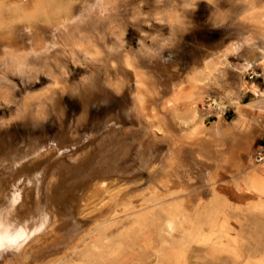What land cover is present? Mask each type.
Masks as SVG:
<instances>
[{
    "label": "rangeland",
    "instance_id": "374dc122",
    "mask_svg": "<svg viewBox=\"0 0 264 264\" xmlns=\"http://www.w3.org/2000/svg\"><path fill=\"white\" fill-rule=\"evenodd\" d=\"M246 1L257 5L264 3V0H0V19L2 18L0 23V78L3 76V70L11 66L9 64L14 63V55H8L7 58V47L12 51H29L30 53L36 46H52L54 49L53 45L62 41L61 29L73 30L82 37L89 36V54L85 58L81 56L83 63L73 66L68 76L61 77V82L54 88L55 93L53 94L56 108L50 107L42 119L36 118L33 113L20 115V117L15 110L17 104L21 103L22 96L19 95H23L22 87L24 86L23 89L27 91L37 90L48 82V76L40 72L35 83H24L19 76H12L13 83H16L13 95L18 97L14 96V100L19 99V101H8V103L5 101V103L0 100V141L10 139L15 144H23V141L29 137L53 139L58 136L62 127L83 133L98 131L102 128L106 118L113 114L123 121V126L120 128L101 137H95L83 147L77 150L72 149L69 154L61 157L55 176L52 181L42 186L40 197L44 196L46 199L49 198V193H52L51 197L57 199L56 202L60 205V202L63 203L69 195L68 192L65 193L66 189H70L69 187L87 172L97 171L104 163L115 165L118 162L120 169L126 168L125 171L129 173L132 171L130 169L132 158L140 150L149 151L151 149L160 160L168 150L167 140L161 136L150 139L145 126L136 121L129 111L132 104L130 77L122 72L118 74L119 68L114 71L110 63L116 65L122 53L129 54L137 61L146 84L152 92L151 100L155 111L161 118H164L165 124L170 129L177 131V124L165 115L162 108L163 101L168 97L169 89L172 84L178 85L181 82L191 66L207 58L217 59L220 66L224 65L221 57L214 58L210 55L211 49L221 44L223 39L224 41L228 39L235 30L234 26L240 20ZM20 4H23L25 10L15 11V6ZM27 4H30V7ZM239 51L240 49L228 56L234 64L241 59L238 55ZM36 60L34 63L39 66V61ZM255 69L259 76L255 75L254 80L261 88H264L262 70L259 66ZM108 76L116 80L124 79L120 95L109 94L104 90V80ZM225 78L231 79V73L228 70L225 72ZM88 79L89 84L91 80L97 82V88L90 89L89 85V97L83 98L77 92L76 86L79 80ZM224 83L219 80V84ZM210 85L209 89L212 91L214 87H218L217 84ZM175 92L176 89H173V93ZM249 99L250 95H246L244 101ZM31 104L35 107L34 101ZM200 107L205 108L203 110L207 115V124L219 118L214 110L202 105ZM234 116V110L228 107L220 118L230 121ZM232 138L227 136L222 147L218 146L219 142H212L209 139L210 153L216 155L218 150L227 147L226 150L230 153L228 157L230 165L226 164L227 167L222 171L231 172L233 175L228 182L244 181L247 185L253 186L252 180L256 175L251 172V169H247L244 146ZM262 139H264V132H253L250 139L252 149H255ZM183 150L189 151L193 148L187 145ZM188 154V160L194 161V154ZM50 158V156H43L37 164L38 167H43ZM214 161L216 158L211 160L209 157L202 158L201 163H198L199 168L194 166L192 170L199 169L205 173ZM73 166L77 171L73 170ZM126 172L122 175H115V177L120 176L119 180H114L113 177L107 180L111 188L109 192L127 191L130 187L143 184L147 180L145 172L134 174L131 177L125 176ZM195 181L196 179L193 180L194 183ZM118 182L122 184L118 186ZM76 187L70 190L71 193ZM223 189L228 198L225 206L219 207L222 211L219 215L222 216L218 217V226H215L217 229L214 228L211 231L210 227L201 221L198 222L201 225L199 228V225L196 226L195 223L191 225V223L177 219L175 235L168 233L173 237L168 238L167 231L162 230L165 229L164 216L159 219L146 220L136 225L134 229L131 228L132 231L127 237L121 239L120 236L115 235L118 240L114 236L104 240L105 243L109 242V245L105 247L108 257L105 256V259L100 260L99 250L94 249L93 256H96V261L92 264H110L112 259L114 262L115 253L109 254L108 251L113 252L112 250L120 240L123 242V249L116 254V260H118L114 262L116 264H264V205H252L251 201L243 198L237 190L230 186ZM103 193L100 189L89 191L88 197L83 201L86 205L84 207H82L83 203L81 206L77 205L76 209L80 208L72 214L66 213V215L55 210V219L50 221V226L53 228L48 231L49 233L43 234L41 244H39L40 248H36L35 252L33 249L30 252L29 249L27 253L36 258L39 256L38 262L39 260L46 261L58 254L63 249V243L70 240L74 233H78L80 229L82 231L93 227L94 215L107 202V199L102 201L103 196L107 195ZM204 195L206 198L207 193L204 192ZM34 198L35 190L31 189L24 203L32 204ZM217 230H220V234ZM208 237L211 238L208 239ZM56 245L61 249H58ZM50 248H55V250L51 251ZM201 248L204 251H200ZM61 252L59 255H62ZM69 255L71 258L74 256L72 260H78L77 252H71ZM119 256L121 259H117ZM21 258L20 251L4 247L0 253V264H24V259Z\"/></svg>",
    "mask_w": 264,
    "mask_h": 264
},
{
    "label": "bare ground",
    "instance_id": "6f19581e",
    "mask_svg": "<svg viewBox=\"0 0 264 264\" xmlns=\"http://www.w3.org/2000/svg\"><path fill=\"white\" fill-rule=\"evenodd\" d=\"M28 6L30 7V4ZM14 10L24 11L25 8L23 4H20L15 6ZM234 29L228 39L220 40L221 44L211 49L210 55L214 58L221 57L224 65L220 66L217 59L207 58L191 66L181 82L178 85L172 84L169 89L168 97L163 101L162 108L165 115L177 124V131L170 129L165 124L164 118H161L155 111L151 100L152 92L146 84L137 61L129 54L122 53L116 65L110 63L114 71L119 68L118 74L122 72L130 77L132 104L129 111L136 121L145 126L150 139L161 136L167 140L168 150L160 160L151 149L149 151L144 149L132 158L133 161L130 164L132 171L129 173L125 171L126 168L120 169L118 162L115 165L104 163L97 171L87 172L69 187L70 189H66L65 193L68 192L69 195L59 205V202H56L58 200L51 197L52 193H49V198L46 199L40 195L42 186L52 181L55 176L56 167L60 165L58 164L60 158L69 154L72 149L77 150L83 147L95 137H101L120 128L123 126V121L113 114L106 118L102 128L98 131L83 133L62 127L58 136L53 139L29 137L23 141V144H15L10 139L0 141V253L4 247L16 249L22 254L21 259H24V264H92L96 261V256H93L94 249L99 250L97 251L100 260L105 259V256L108 257L105 247L109 245V242L105 243L104 240L115 237V235L120 236L121 239L127 237L136 225L146 220L159 219L164 216L165 229L162 230L167 231L168 238L172 237L169 234H173L177 227V219L191 223V225L195 223L196 226L199 225V228L201 227L199 221L208 225L210 230L216 228L218 217L221 215H219L221 211L219 207L225 206L228 198L223 191L224 187L230 186L237 190L254 206L264 205V159L257 161L253 155L254 149L250 145L253 132H264V88H261L254 80L255 75L259 76L255 69L257 66L261 68V76L264 79V3L257 5L246 1L240 20ZM61 33L62 41L53 45L54 49L52 46H36L33 50L35 54L29 51H12L6 46L7 58L8 55H14V63L9 64L11 66L3 70V76L0 78V100L7 101V103L16 101L14 100L16 96L13 95L16 83H13L12 76H19L24 83H35L40 72L48 76V82L37 90L32 91L29 87L31 91H27L23 89L24 86L22 87L23 95H19L22 96L21 103H16L17 107L15 106V111L19 116L33 113L36 118L42 119L50 107L55 109L54 88L61 82V77L68 76L73 66L83 63L82 58L89 54V36L82 37L81 34L67 29H61ZM238 49H240L238 55L241 59L234 64L228 56ZM35 60L39 61V66L34 63ZM226 70L231 73L230 80L225 78ZM123 80L108 76L104 80V90L109 94L120 95ZM219 80L225 83L221 85ZM210 84H217L218 87H214L212 91L209 89ZM89 85L90 89L97 88V82L93 80L90 84L89 79L78 81L76 89L83 98L89 97ZM173 89H176L175 93ZM246 95H250V99L244 101ZM32 101L35 102V107L32 106L34 105L31 104ZM200 105L214 110L219 118L207 124V115L203 110L205 108H201ZM228 107L235 112V116L230 121L220 118ZM227 136L243 144L248 163L247 169H251V172L256 175L252 180L253 186L247 185L244 181L228 182L233 175L230 171V173L222 171L227 167L226 164L230 165L228 162L230 153L226 150L227 147L218 150L216 155L210 153L209 139L212 142H219L218 146H224ZM187 145L192 146L193 150L184 151L183 148ZM188 153L194 154L195 159L192 162H195V165L188 160ZM43 156L51 158L40 168L37 164ZM206 157L210 160L216 158L207 172L204 173L199 169L193 171L192 168L194 166L199 168L198 163ZM73 170L77 171L75 166ZM124 172L127 173L125 176L129 177L145 172L147 180L143 184L130 187L127 191L109 192L111 188L107 180L111 177L119 180L120 176L115 177V175H122ZM194 179H196L195 183ZM117 184L119 186L122 183ZM74 187L76 188L71 193ZM31 189L35 190L33 203H24ZM93 189H100L102 193L104 192L103 195L107 194L102 198V201L107 199V202L94 215L92 222V224L95 223L94 226L82 231L80 229L71 237L70 233V240L66 239V243L62 242L63 249L62 252L60 251L62 255L57 252L58 254L54 257L46 261L39 260V262L37 261L39 256L36 258L29 255L27 251L39 249L43 234L45 232L47 234L53 228L50 226V221L55 219L54 211L57 210L62 214L74 213L80 208L76 209L77 205L81 206V203H83L82 207L86 205L83 201L88 197V192ZM204 192L207 193L206 198ZM47 206L48 209H46ZM115 246V249H111L113 252H108L109 254L115 253L114 262H118L116 254L123 249V242L120 240ZM60 247L57 246L58 249H61ZM203 249L201 248L200 251ZM50 250H55V248H50ZM43 252L45 254L46 250ZM71 252L78 253L77 261L72 260L74 256L69 257ZM119 258L120 256L117 259ZM111 261L113 262V259Z\"/></svg>",
    "mask_w": 264,
    "mask_h": 264
},
{
    "label": "built area",
    "instance_id": "2783aa9c",
    "mask_svg": "<svg viewBox=\"0 0 264 264\" xmlns=\"http://www.w3.org/2000/svg\"><path fill=\"white\" fill-rule=\"evenodd\" d=\"M254 158L257 161L264 159V139H262L255 147L253 151Z\"/></svg>",
    "mask_w": 264,
    "mask_h": 264
}]
</instances>
